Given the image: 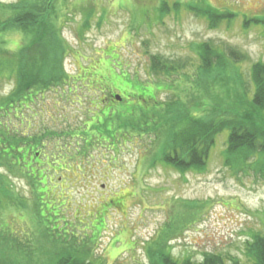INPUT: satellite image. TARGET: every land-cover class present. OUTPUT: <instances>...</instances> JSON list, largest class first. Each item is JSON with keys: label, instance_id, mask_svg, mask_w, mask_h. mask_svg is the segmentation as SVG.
<instances>
[{"label": "rangeland", "instance_id": "rangeland-1", "mask_svg": "<svg viewBox=\"0 0 264 264\" xmlns=\"http://www.w3.org/2000/svg\"><path fill=\"white\" fill-rule=\"evenodd\" d=\"M18 1L0 0L4 28L0 45L17 50L34 44L31 52L35 47L39 52L50 32L67 48L64 73H55L56 79H63L36 92L22 110L23 123L21 118L0 117L32 139L44 138L39 144L42 168L50 164L44 186L36 190L17 170L0 168L17 196L15 204L8 202L5 208L0 204V256H7L2 264H53L54 236L69 238L67 245L73 246L75 257L94 264H152L151 258L161 251L193 264L213 253L227 263L249 264L247 241L255 233H264V171L253 164L235 172L224 164L228 130L217 135L207 165L184 174L150 160L161 147L162 136L157 140L150 132L113 146L96 138L85 144L84 131L112 90L126 102L131 93L148 96L152 90L159 102L179 100L191 112L214 98L230 101L225 81L244 98L245 91L252 96L253 64L264 62V29L254 22L245 26V21L264 15V0H167L172 10L164 18L158 11L162 0H55L56 12L39 9L46 15L41 18L44 25L37 28L42 36H35L33 42H25L15 25L6 29L16 24L6 23L5 14L17 16ZM188 4L194 5L192 11ZM91 8L93 16L87 22L86 11ZM202 8L233 15L212 26L195 12ZM203 42L223 54L230 47L237 49L246 61L211 51V62L220 67L212 76L204 71L200 75L198 45ZM53 48L59 55L58 47ZM38 56L18 53L16 57L23 67L31 66L25 75L33 80L25 89L35 90L40 79L32 72ZM13 67L14 71L8 66L0 74V103L19 85V69ZM10 69L14 77H9ZM213 77L223 79L218 88L208 86ZM198 93L200 101L195 99ZM114 97L108 102L121 110L126 102H114ZM44 173L40 170L41 177ZM8 234L17 236L33 253L27 256L29 250L14 247L17 243L7 241Z\"/></svg>", "mask_w": 264, "mask_h": 264}, {"label": "trees", "instance_id": "trees-1", "mask_svg": "<svg viewBox=\"0 0 264 264\" xmlns=\"http://www.w3.org/2000/svg\"><path fill=\"white\" fill-rule=\"evenodd\" d=\"M54 2L55 0H19L18 3L21 10L16 11L17 16L12 17V15H9L7 17V14H5L6 19H9L6 20V23H11L14 20L16 24H9L6 29L15 25L18 31L25 35V42H33L35 36L37 38L42 36L41 30L37 29L38 25H44V21H41V18L46 14L43 15L42 13L47 11V9L56 12ZM179 4V2L175 3V11L178 10ZM193 6L188 4L187 8L192 11ZM39 9L43 10L41 14L38 12ZM93 10L94 8H91L86 11L87 22H90ZM171 10L170 3L167 0H162L158 7L160 18H164ZM195 12L206 17L212 26L216 25L221 20V17L226 18L229 15H233L229 14V12L211 8H202ZM0 16L3 18V15ZM249 22L263 25L264 29V15L249 17L245 21V26ZM0 25H2L1 33L4 30L1 18ZM46 35L44 37L46 40L39 48V52L36 47L31 52L30 48L34 44L30 47L28 44L26 48L20 47L17 50H9L2 44V46L0 45V74L8 71V66H12V71H14L13 66H15L16 69H19L18 75L20 78L19 85L17 84L18 86L5 98V101L0 103V117L5 119L21 118L22 120V117H24V111L22 114V110L33 101L36 92L41 89H47L51 84L63 79L61 77L56 79L55 73L57 71L64 73L62 60L66 55L67 46L65 43H61L60 38H57L56 35H51L50 32ZM56 46L58 47L59 55L53 48ZM198 49L201 60L200 75L204 71L206 73L209 72V75L212 76L214 70L220 67L211 62V57H213V55L211 56V51L216 52L219 56L225 55L228 57L229 55L236 60L241 59V62L246 61V55L232 47L224 51L223 54L219 49H212L211 45L203 42L198 45ZM42 50L45 54L48 53L45 57L42 56V53H44ZM18 53L19 56L39 53L32 69L35 76L38 75L40 78L34 84L35 90L25 89V84L29 80H33L31 75L29 77L25 75L26 71L30 72L29 67L31 69V66L23 67L19 63V59L16 58ZM215 57L217 58V56ZM157 59L158 56H155L154 61L156 62ZM226 65L228 64L226 63ZM169 70L171 69L168 68ZM9 77H14L13 72L9 74ZM239 77L242 78L240 75ZM222 80L214 78L213 81L208 83V86L210 88H213V86L218 88L217 84H221ZM252 80L255 85L252 96L249 94V90L244 92L246 97L244 98L238 90L233 91L229 83L225 81L223 85L226 86L227 100L229 98L230 101L217 100L215 102L214 98L213 101L204 103L202 108H197L194 112L187 110L186 104L184 102L181 104L179 100L176 102L171 100L159 102L157 97H153L152 90L148 91V96H146L145 92L141 94L131 93V95H127L130 97L128 102L125 101L126 97H123V100L119 102H126V105H123L124 107H121L122 109L120 110L109 103L112 101L110 97H113L117 92L109 91L106 103L101 108H98L99 114L95 112L92 122L90 124L87 123L86 131H84V143L89 144L96 138L98 142H111L113 146H117L119 140L125 142L128 141L125 138L133 139L152 132L154 137H157V140L162 136L161 147L159 146L158 152H155L150 157L152 163L171 165L184 174L190 170H199L206 166L210 158L211 149L216 145L217 135L228 130L224 164L235 172L245 171L248 169L246 167L253 164L256 170L264 171V62L259 61L253 64ZM130 82L138 90H144L145 88V86L136 81L130 80ZM161 88L162 85L157 90L160 92ZM195 97L196 101H200V93ZM114 102L118 101L114 100ZM118 120L121 122V126L116 125ZM93 127H95L94 130ZM90 128L91 130H89ZM156 130H161L160 136ZM43 139L38 141L32 139L23 129L10 128L7 122L0 121V168L4 167L10 172L17 170L22 177L32 183L35 190L41 185L44 186L42 179L47 178L46 172L50 164H46L47 168H42V152L39 144L42 143ZM253 157L255 159L254 163L250 162ZM40 170L45 171V176H40ZM11 186L12 184L7 176L1 174L0 171V204L3 205V208L7 206L8 202L16 203V191ZM38 193L43 194L40 190H38ZM39 199L40 205H43L42 195H39ZM6 200L7 202H5ZM40 217L43 218L42 216ZM8 236L10 237H8L7 241L11 239V242L17 243L14 244V247L19 248L22 246L24 250H29L26 251L27 256L33 253L31 248L24 245L17 236L12 234H8ZM67 240L69 238L66 237L54 236L51 238V242H53L51 246L55 245L51 249L57 252L53 264H94L91 260L76 258L74 248L72 245H67ZM58 244L61 245L58 246ZM246 254L248 255L249 264H264V233L253 234L251 241H247ZM6 257L5 255L0 256V264L4 262ZM151 259L152 264H193L187 260L176 261L172 256L165 254L164 251H161L158 256H154ZM196 264H240V262L232 260V263H227L221 255L213 253L207 255L202 262Z\"/></svg>", "mask_w": 264, "mask_h": 264}, {"label": "water", "instance_id": "water-1", "mask_svg": "<svg viewBox=\"0 0 264 264\" xmlns=\"http://www.w3.org/2000/svg\"><path fill=\"white\" fill-rule=\"evenodd\" d=\"M115 99L120 101L122 99V97L119 94H117V95H115Z\"/></svg>", "mask_w": 264, "mask_h": 264}, {"label": "flooded vegetation", "instance_id": "flooded-vegetation-1", "mask_svg": "<svg viewBox=\"0 0 264 264\" xmlns=\"http://www.w3.org/2000/svg\"><path fill=\"white\" fill-rule=\"evenodd\" d=\"M123 100V97H122V99H121V101ZM119 102V101H118Z\"/></svg>", "mask_w": 264, "mask_h": 264}]
</instances>
